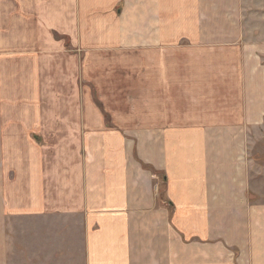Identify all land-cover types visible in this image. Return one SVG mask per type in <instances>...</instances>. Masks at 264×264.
<instances>
[{
  "label": "crops",
  "instance_id": "0c3cea01",
  "mask_svg": "<svg viewBox=\"0 0 264 264\" xmlns=\"http://www.w3.org/2000/svg\"><path fill=\"white\" fill-rule=\"evenodd\" d=\"M263 130L264 0H0V264H264Z\"/></svg>",
  "mask_w": 264,
  "mask_h": 264
},
{
  "label": "rangeland",
  "instance_id": "374dc122",
  "mask_svg": "<svg viewBox=\"0 0 264 264\" xmlns=\"http://www.w3.org/2000/svg\"><path fill=\"white\" fill-rule=\"evenodd\" d=\"M105 118L107 119L108 117L105 116ZM108 123H109V120H107ZM262 134L264 135V130L262 131ZM261 142L259 143H256L258 146L260 147H264V138L263 139H260Z\"/></svg>",
  "mask_w": 264,
  "mask_h": 264
}]
</instances>
